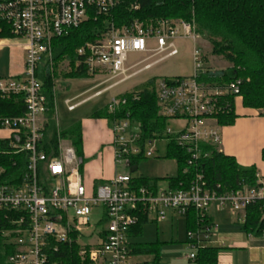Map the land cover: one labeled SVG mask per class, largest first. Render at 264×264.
Here are the masks:
<instances>
[{"label": "built area", "instance_id": "obj_1", "mask_svg": "<svg viewBox=\"0 0 264 264\" xmlns=\"http://www.w3.org/2000/svg\"><path fill=\"white\" fill-rule=\"evenodd\" d=\"M117 0H3L0 2V19L11 25L16 41L25 52L24 72L18 78H0V97L23 96L26 113L21 117L0 118V138L7 144L6 151L25 155L26 171L20 182L9 178L0 185V242L13 248L9 264H59V257L68 256L73 247L78 257L90 264H133L129 231L139 222L144 212L148 219L162 221L166 209L185 217L193 209L202 217L203 225L196 232H189L191 247L212 246L214 226H204L210 208L230 207L237 216L257 202L264 203V182L256 188L243 187L237 191L218 193L208 187L200 162L210 156L209 147L223 153L221 114L227 113L223 100L232 95L240 96L241 81L213 86L202 80L208 71L200 47L202 37L197 33L195 21L161 20L155 25L134 23L109 30L96 42L88 43L77 53L88 76L108 75L116 81L108 90L154 68L178 55L175 42L191 39L194 50L195 74L191 78L159 79L155 91L160 116L167 121L162 139L143 141L139 126L129 114L119 118L127 98H114L107 109L111 116L114 136L115 162L123 164L127 174L117 175L107 184L88 192L81 174L83 160L68 140L59 139L56 154L43 151L47 97L38 74L43 64L53 70V41L68 36L77 29L94 10L99 16H108ZM130 54L143 59L127 66ZM67 107L70 112L75 105ZM170 121L185 123L180 132L168 127ZM154 140L173 142L186 154V168L195 170L193 180L186 189L177 190L170 185L159 189L157 185L139 190L130 189L133 161L157 157V151L147 150ZM1 169V173H3ZM17 179V178H16ZM94 209H102L104 228L97 235L98 242L83 246L84 232L91 228ZM239 211V212H236ZM264 218V211L263 217ZM244 224L246 216L238 219ZM196 260V254L186 256ZM64 259V258H63Z\"/></svg>", "mask_w": 264, "mask_h": 264}, {"label": "trees", "instance_id": "obj_2", "mask_svg": "<svg viewBox=\"0 0 264 264\" xmlns=\"http://www.w3.org/2000/svg\"><path fill=\"white\" fill-rule=\"evenodd\" d=\"M3 0H0L2 2ZM161 20L195 21L197 33L211 42L212 53L228 63L232 68L227 70L208 71L202 80L223 87L235 81H241L240 96L245 108L264 111V0H117L115 8L108 16L96 14L94 10L77 29L71 30L68 36L53 41V70L47 63L43 64L42 72L38 74L43 83L47 97V112L45 114L43 151L56 154L58 140H68L75 148L79 157L82 156V128L76 123L69 129L61 131L57 126L55 110V88L59 79L89 78L81 64L77 51L88 43L96 42L106 33L111 24L121 28L138 22L144 26L155 25ZM0 40H16L11 25L0 19ZM70 62V70L59 72L60 64ZM206 62V61H205ZM210 70V68H207ZM155 81L144 84L136 92L123 95L127 105L122 108L119 118L130 119L139 126L143 141L162 139L167 121L160 116V109L155 91ZM227 113L221 114L219 124L222 127L231 126L236 120L235 97L229 95L223 100ZM26 113L23 96H11L8 99L0 97V118L21 117ZM264 114V113H263ZM97 119H108L112 124L113 116L107 107L94 113ZM167 158L178 163V174L165 180L177 190L190 186L195 170L190 169L184 174L187 157L184 151L173 142H169ZM7 144L0 140V185L6 184L9 178L20 182V177L26 171L25 155L6 151ZM210 156L200 162V170L205 174L208 187L222 194L237 191L247 186L256 188L259 175L255 167L243 168L233 157L219 153L216 148L209 147ZM264 160V150L262 151ZM140 157L133 161L138 166ZM3 169V173H1ZM17 178V179H16ZM157 180L154 185H157ZM147 179H134L130 189L139 190L150 186ZM104 185V184H103ZM99 186V184L97 185ZM101 186V184H100ZM264 203L256 204L246 209V220L243 231L255 236L264 235ZM188 232H196L203 225L202 217L191 209L184 217ZM105 220L100 223L103 227ZM148 223L144 212L139 214L138 224L129 231V238L142 236L143 227ZM209 215L204 218V226H212ZM102 235V233H101ZM133 256H151L153 261L148 264H161L160 243L130 245ZM13 248L0 242V264H9L8 258ZM218 249L211 246L199 248L196 253L198 264H215ZM59 264H90L78 257V248L73 247L68 256L59 257ZM64 258V259H63Z\"/></svg>", "mask_w": 264, "mask_h": 264}, {"label": "rangeland", "instance_id": "obj_3", "mask_svg": "<svg viewBox=\"0 0 264 264\" xmlns=\"http://www.w3.org/2000/svg\"><path fill=\"white\" fill-rule=\"evenodd\" d=\"M175 44L179 52L177 56L167 59L161 64L156 65L151 70L146 71L126 81L125 83L106 91L102 96L92 100L74 113L68 112L67 105L65 103L67 99H73L74 103H78L86 97L93 95L96 91L109 87L118 80L109 81L110 76L108 75H95L84 79L61 78L56 81L55 110L56 120L60 130L65 131L69 129L74 123L79 121L81 116H86L88 114L93 115L94 113L105 109L114 98L136 92L144 84L150 81L156 82L159 79L164 78L183 79L193 77L195 74L194 50L196 48V44L193 42V40L188 38L178 39ZM200 47L204 52L206 68H210L215 71L232 68L233 65L212 53V44L207 39L202 38ZM142 59V55L130 54L127 66H133ZM70 65V62L64 61L60 64L58 71L67 72L71 68ZM4 75L5 74L0 72V77H7ZM184 125L185 123L182 121H170L168 127L171 128L174 133H177L183 129ZM167 146V142L164 140H154L152 145L147 144V150L154 148L157 151V157L140 161L138 164V169L135 173H132V177L134 179H147L152 186H154V182L157 180V187L159 189L167 188L169 183L165 179L175 177L178 174L177 161L172 158H167ZM118 169L121 174L128 173L123 164L118 165ZM215 208H217L216 205L212 206L210 208V212H212V210H216ZM165 211L166 218L162 221H159L158 223L152 221V216H150L148 223H146L143 227L142 236L134 239L133 241L136 243H154L159 240L161 241L158 242L161 244V261L163 260L164 264H168L170 261L176 259L183 261L185 255L197 253V251L186 241V239L188 240V236L186 237V220L185 218L176 215L171 209H166ZM215 212L217 214L227 216H231L232 214L230 207H225L224 209L220 211L216 210ZM102 214V209L93 210L91 216V228L90 230L84 232V238L81 241L83 246L94 245L98 242L97 232H99L101 228H104V225L103 227L99 226L101 223L100 221L102 219ZM164 241L171 242L172 244L168 245L167 243H164ZM149 260L150 257L143 256L136 258L133 261L136 263ZM185 263H187L186 260Z\"/></svg>", "mask_w": 264, "mask_h": 264}, {"label": "crops", "instance_id": "obj_4", "mask_svg": "<svg viewBox=\"0 0 264 264\" xmlns=\"http://www.w3.org/2000/svg\"><path fill=\"white\" fill-rule=\"evenodd\" d=\"M0 62V72L7 76L0 78H18L23 75L25 52L16 40H0ZM105 89L96 91L93 95L78 103H74L73 99H67L66 105L67 102H71L70 105L76 106L73 112H70L67 107L68 112L74 113L79 108L98 98L96 94L104 92ZM235 109L236 120L234 124L221 128L222 152L226 156L233 157L237 164L243 168L255 167L258 171L259 181L264 182V160L262 159V151L264 150V114L259 110L245 108L242 98L236 100ZM93 115L81 116L77 122L82 128L83 143L82 156L80 158L83 160V165L81 174L88 192H94L100 184H107L117 175H122L115 162L114 136L111 123L108 119H97ZM5 136L6 133L0 132V138ZM98 184L99 186H97ZM215 209L217 211L222 210L218 207ZM216 210L208 213L214 226L215 235H213L211 247L218 249L215 264H264V235L255 236L246 233L242 229L244 224L238 220L243 215L246 216V212L237 216H232V214L227 216L217 214ZM175 214L178 215L177 213ZM102 221L101 219L100 222ZM152 221L159 222L154 219ZM102 230L103 228L97 232V235H100ZM188 233L187 229L186 237ZM134 239L136 238H130L131 244H155L161 242L158 240L154 243H136L133 241ZM186 241L191 245L189 238ZM164 243L172 244L166 241ZM186 256L188 255H185L183 261L176 259L168 264H198L196 261L188 260ZM140 257L143 256H132L131 262L133 264H148L153 261L151 256H148L150 257L149 261L136 263L133 261ZM185 260L187 263H185ZM161 264H164L163 260Z\"/></svg>", "mask_w": 264, "mask_h": 264}, {"label": "water", "instance_id": "obj_5", "mask_svg": "<svg viewBox=\"0 0 264 264\" xmlns=\"http://www.w3.org/2000/svg\"><path fill=\"white\" fill-rule=\"evenodd\" d=\"M137 169H138V166H133L131 168V173H135L137 171Z\"/></svg>", "mask_w": 264, "mask_h": 264}]
</instances>
